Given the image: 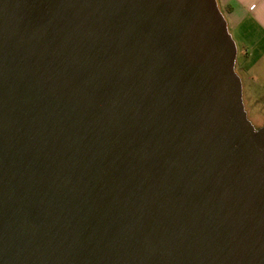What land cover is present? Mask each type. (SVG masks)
Segmentation results:
<instances>
[{
	"label": "water",
	"instance_id": "obj_1",
	"mask_svg": "<svg viewBox=\"0 0 264 264\" xmlns=\"http://www.w3.org/2000/svg\"><path fill=\"white\" fill-rule=\"evenodd\" d=\"M215 0H0V264H264V126Z\"/></svg>",
	"mask_w": 264,
	"mask_h": 264
},
{
	"label": "crops",
	"instance_id": "obj_2",
	"mask_svg": "<svg viewBox=\"0 0 264 264\" xmlns=\"http://www.w3.org/2000/svg\"><path fill=\"white\" fill-rule=\"evenodd\" d=\"M215 2L236 48L234 69L246 116L260 128L264 126V0Z\"/></svg>",
	"mask_w": 264,
	"mask_h": 264
},
{
	"label": "rangeland",
	"instance_id": "obj_3",
	"mask_svg": "<svg viewBox=\"0 0 264 264\" xmlns=\"http://www.w3.org/2000/svg\"><path fill=\"white\" fill-rule=\"evenodd\" d=\"M235 70V69H234ZM236 72V71H235ZM237 74V73H236ZM241 100H242V96H241ZM242 105H243V100H242ZM243 108H244V105H243ZM244 111H245V108H244ZM246 118H247V116H246ZM248 119V118H247ZM248 120H250V119H248ZM250 122H252L251 120H250Z\"/></svg>",
	"mask_w": 264,
	"mask_h": 264
}]
</instances>
